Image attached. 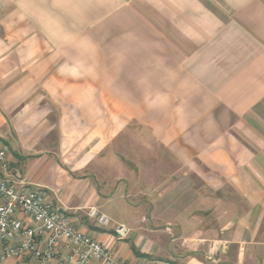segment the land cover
Masks as SVG:
<instances>
[{
	"label": "crops",
	"instance_id": "obj_1",
	"mask_svg": "<svg viewBox=\"0 0 264 264\" xmlns=\"http://www.w3.org/2000/svg\"><path fill=\"white\" fill-rule=\"evenodd\" d=\"M0 146L130 263L264 264V0H0Z\"/></svg>",
	"mask_w": 264,
	"mask_h": 264
},
{
	"label": "built area",
	"instance_id": "obj_2",
	"mask_svg": "<svg viewBox=\"0 0 264 264\" xmlns=\"http://www.w3.org/2000/svg\"><path fill=\"white\" fill-rule=\"evenodd\" d=\"M0 168H10L8 153L1 146ZM87 214L101 226L110 221L96 207H90ZM116 231L124 237L128 228L120 225ZM62 242L68 245L66 252L60 249ZM9 258L28 260V264H90L92 261L134 264L76 227L72 217L56 207L47 195L17 188L0 175V261Z\"/></svg>",
	"mask_w": 264,
	"mask_h": 264
}]
</instances>
